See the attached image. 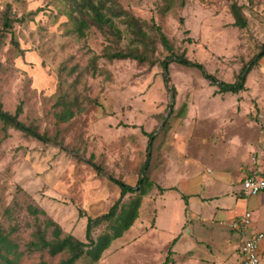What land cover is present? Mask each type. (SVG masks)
I'll return each instance as SVG.
<instances>
[{"label":"rangeland","instance_id":"1","mask_svg":"<svg viewBox=\"0 0 264 264\" xmlns=\"http://www.w3.org/2000/svg\"><path fill=\"white\" fill-rule=\"evenodd\" d=\"M113 1L145 23L155 48L150 57L154 64L109 60L104 53L114 45L110 29L105 36L90 14L74 12L89 23L79 34L68 14L75 10L73 2L0 0V105L10 114L20 106L18 119L47 138L42 141L0 121V224L6 232L13 229L9 237L18 244V264H60L68 258L66 251L51 256L46 250H28L27 244L49 218L60 226L61 237L70 234L85 241L87 217L106 213L118 198L112 178L135 188L144 179L151 185L141 196L133 225L90 264H161L181 232L178 250L195 244L193 256L211 255L215 241L210 235L204 243L188 235L194 220L185 213L183 223L180 196L204 190L202 182L189 183L196 173L203 178L214 163L230 170L228 165L250 157L258 144L264 55L236 93L219 92L202 70L174 60L166 62L165 82L161 62L171 53H183L216 80L236 82L242 67L264 49V0ZM232 3L244 15V27L233 24ZM5 18L11 23L8 29L3 28ZM152 23L168 38L171 52L161 45ZM128 36L120 48L128 44ZM64 108L74 116L60 122L56 114ZM158 187L174 190L163 196ZM223 187L221 182L213 190ZM232 188L229 199L235 198L239 182ZM134 196L128 193L121 201ZM189 205L204 220L211 219L214 201L191 197ZM254 216L264 225L262 213L254 211ZM107 228L101 223L92 236ZM51 233L52 228L45 229V237ZM240 243L234 241L231 253L207 261L182 259V251H172L176 260L169 264H240ZM88 262L86 257L77 260Z\"/></svg>","mask_w":264,"mask_h":264},{"label":"trees","instance_id":"2","mask_svg":"<svg viewBox=\"0 0 264 264\" xmlns=\"http://www.w3.org/2000/svg\"><path fill=\"white\" fill-rule=\"evenodd\" d=\"M73 2L75 10L69 12V17L77 24L79 29V34H83V27H88L89 23L81 15L78 16L74 12H85L90 14L91 22L93 25H96L100 28L101 32L106 36L107 30L109 34L113 37L114 45L106 48L104 55L109 59H133L138 63H149L154 64V61L151 60V55L154 53L155 48L152 46L153 41L149 33L145 30V23L130 14L127 10L123 9L118 5L117 2L113 0H68ZM232 15L234 17L235 25L244 27L246 25V20L244 15L241 13L240 8L236 3L230 5ZM114 19H117L118 22L122 25L118 27L115 24ZM152 28L156 31L158 39L161 45L168 51H172L171 45L168 38L162 32L158 25L152 23ZM11 27L10 21L5 18L3 20V28L8 29ZM128 34V44L119 47L121 40ZM113 48V49H109ZM264 55V49H262L254 58L249 60L240 70L236 82L224 83L223 81H218L214 78L213 75H207L203 69L202 65L196 61L188 59L183 53L175 54L171 53L166 59L162 60L161 65L167 67L168 60H174L184 66L196 67L202 70L203 75L208 78L213 84L218 85L219 92H231L236 93L242 89L244 84V79L246 73L252 68L256 63L259 57ZM20 106L17 107L14 114H10L0 105V121L7 125L12 126L15 129L22 131L24 134L33 136L40 140L46 141L47 138L35 131V129L24 125L19 119ZM74 116V111L70 108H64L61 112L56 114L58 121L67 122ZM259 126V121H258ZM259 132V129H258ZM149 137L152 138L153 134L148 133ZM147 164V162H145ZM147 165L143 166L145 169ZM94 168L97 172H102L101 169L94 165ZM142 169V171H143ZM111 179V178H110ZM119 188L118 198L114 201L112 206L106 213H103L94 218L87 217L86 226H85V241L79 240L74 236L67 234L61 237V228L54 222L52 219L45 220V228L43 230L38 229L33 233V240L27 244V249L31 251H42L46 250L49 255L54 256L62 251L69 253V257L65 260H62L60 264H78L77 260L81 257L88 258L90 263L98 261L102 253L110 246L111 242L118 237H121L125 231H127L137 219L139 214V207L141 204V196L147 193L148 187L151 183L143 181V184L139 188L131 187L126 183L119 181L117 179H111ZM159 189L163 190L161 187ZM133 194L135 196L128 202L122 203V198L126 194ZM183 200L186 203L187 196L182 195ZM34 214L38 212L44 214L43 210L33 209L29 207ZM106 222L108 225L107 231L103 232L96 238L92 236V230L99 226L101 223ZM52 228V237H45V229ZM13 231L6 232L0 224V264H18V258L20 257V251L18 244L10 239V233ZM175 241V238L172 240L171 245L167 251V256L161 264H167L171 259V247ZM39 264H45L41 261Z\"/></svg>","mask_w":264,"mask_h":264},{"label":"crops","instance_id":"3","mask_svg":"<svg viewBox=\"0 0 264 264\" xmlns=\"http://www.w3.org/2000/svg\"><path fill=\"white\" fill-rule=\"evenodd\" d=\"M264 116V115H263ZM261 116V117H263ZM260 117V118H261ZM259 144L256 145L255 150L258 149ZM252 151V152H253ZM252 154V153H251ZM251 156V155H250ZM247 158V157H246ZM212 171H210L208 174H205L204 177L202 178L199 173H196L194 177L190 178V185H198L200 182H202L205 186L203 191H200V187L197 190V192H190L189 194H183L187 196L186 203L182 198V195L180 198L184 202V207H183V214H184V219L183 223L185 222V213H187V217L189 220H194L192 226L188 230V235L191 237H195L196 241L203 240L202 243H204L205 239L204 237L206 235H210L211 240L215 241L211 243V255L206 254L204 251L203 254H198L196 257L194 255V249L191 246L190 249H187L188 247L184 248L183 250H178L177 245L181 240L182 232L175 237V241L172 245V251L175 254H178V251H182V259L186 258H196L197 260H204L207 261L208 259L211 258H219L221 256H224L226 252L231 253L233 250L232 248L234 247L232 243L235 241L238 242H243L244 238L248 237L255 231H263L264 232V225H262L256 216L253 217L254 211H258L261 215L262 213V220L264 217V191L260 192L256 195H252L250 197H243L241 196L240 193V188H241V181L242 179L246 176L249 175L252 170L255 168V165L251 161L250 157L248 156L247 159H244L241 163L239 162V159L236 160V162L232 163L231 165H228L231 169L230 170H225L223 169V166L217 165L214 163ZM200 177H199V176ZM193 178V179H192ZM224 183V187L222 190H213L215 186H217L219 183ZM239 182L240 188L236 191L235 193V198L229 199L227 196L231 195L230 192L233 190L232 184ZM230 188H232L231 191H228ZM163 190L161 192L165 191L163 196L165 195L167 190H174L171 189V187L164 188L162 187ZM179 195V193H178ZM191 197H196L199 200H202V202H209L214 201L215 207H214V212L211 215V219L204 220V217H200L199 212H193L190 208L189 201ZM246 200V201H244ZM201 202V201H200ZM232 206V207H231ZM160 207H163L162 204ZM249 211L251 214V222L245 230H233L229 228L228 224L237 218H239L244 212ZM198 217L200 219H198ZM226 220V221H225ZM200 221V223H198ZM181 223L182 228L185 227V223ZM214 224L217 225H222L221 227L215 226ZM204 225V227H203ZM225 227V228H224ZM229 230L228 232H225L224 229ZM232 231V232H230ZM197 233L201 234L202 236H199ZM197 237H199L197 239ZM185 238V237H184ZM203 238V239H202ZM194 239V238H193ZM207 239V238H206ZM209 239V238H208ZM219 242V243H217ZM197 243V242H196ZM240 243V244H241ZM198 247H202V245H199L197 243ZM187 249V250H186ZM204 250V248H203ZM185 252V253H184ZM237 254V253H236ZM239 255V254H238ZM261 256L264 257V252L261 253ZM176 259L175 257L172 258V262H174ZM169 262V263H172ZM167 263V264H169ZM208 264H210L208 262ZM212 264V263H211Z\"/></svg>","mask_w":264,"mask_h":264},{"label":"built area","instance_id":"4","mask_svg":"<svg viewBox=\"0 0 264 264\" xmlns=\"http://www.w3.org/2000/svg\"><path fill=\"white\" fill-rule=\"evenodd\" d=\"M258 149L253 151L250 159L255 168L241 181L240 195L244 198L264 191V116L259 119ZM251 222L249 211L232 220L228 226L235 230H245ZM264 252V232L255 231L244 238L239 249L240 264H259L261 253Z\"/></svg>","mask_w":264,"mask_h":264},{"label":"water","instance_id":"5","mask_svg":"<svg viewBox=\"0 0 264 264\" xmlns=\"http://www.w3.org/2000/svg\"><path fill=\"white\" fill-rule=\"evenodd\" d=\"M164 79H165V82H168V73H167V68L164 69ZM173 107V104L172 102L169 104V111H171Z\"/></svg>","mask_w":264,"mask_h":264}]
</instances>
